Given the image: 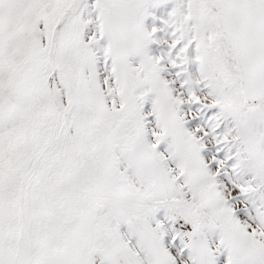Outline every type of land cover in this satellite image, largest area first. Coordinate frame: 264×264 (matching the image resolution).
Here are the masks:
<instances>
[{"label":"snow or ice","instance_id":"obj_1","mask_svg":"<svg viewBox=\"0 0 264 264\" xmlns=\"http://www.w3.org/2000/svg\"><path fill=\"white\" fill-rule=\"evenodd\" d=\"M0 264H264V0H0Z\"/></svg>","mask_w":264,"mask_h":264}]
</instances>
